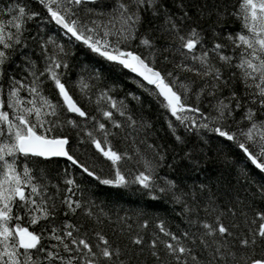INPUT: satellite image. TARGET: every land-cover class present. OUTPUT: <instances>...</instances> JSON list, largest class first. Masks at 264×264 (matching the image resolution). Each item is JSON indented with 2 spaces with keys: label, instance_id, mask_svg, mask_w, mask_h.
Masks as SVG:
<instances>
[{
  "label": "snow or ice",
  "instance_id": "6c2138e0",
  "mask_svg": "<svg viewBox=\"0 0 264 264\" xmlns=\"http://www.w3.org/2000/svg\"><path fill=\"white\" fill-rule=\"evenodd\" d=\"M37 3L45 15L28 0L0 4V264H264V0ZM37 17L68 48L39 24L30 31ZM229 19L240 29H226ZM73 44L134 74L187 150L149 142L141 95L117 100L111 88L93 93L83 76L71 82ZM193 133L203 145L205 133L231 142L260 180L240 168L235 185L182 183L181 171L207 163L188 147ZM73 139L84 159L69 150ZM54 158L67 161L62 171ZM165 167L175 175L161 176ZM99 186L162 201L173 216L137 209L113 218L95 203Z\"/></svg>",
  "mask_w": 264,
  "mask_h": 264
},
{
  "label": "trees",
  "instance_id": "16d2710c",
  "mask_svg": "<svg viewBox=\"0 0 264 264\" xmlns=\"http://www.w3.org/2000/svg\"><path fill=\"white\" fill-rule=\"evenodd\" d=\"M28 2L29 7L32 10L40 12L42 16L45 15L41 6L37 3V0H28ZM228 2L235 4L237 0H228ZM4 3H7V0H0V4ZM37 24H39V26L43 29L41 35H43L45 39H47L48 35H51L58 44L63 43L64 46L68 48V38L61 35L56 25L49 23L46 19L41 20L37 17L35 18V22H29L27 27L30 31L34 32L37 29ZM224 27L228 30H239L240 24L238 21L229 19L225 23ZM69 51L72 53L68 57L70 69L68 75L71 77V82L76 81L79 76H83L84 80L92 86L91 91L93 93L96 92L97 88H111V94L117 100L125 99L129 92L141 95L145 105L143 114L153 124V135L149 142H151V140H156L157 142L162 143L166 148L173 147L177 150L180 148L187 150L185 146H176L174 141L168 135L167 128L164 123V117L161 110L158 109V106L153 102L151 103V108H148L150 98L137 88L133 81L138 78L135 77L134 74L127 73L124 75L115 71L102 60L94 57L91 53L86 52L85 49L76 44H73ZM82 69L86 70L81 71ZM94 70L101 73V81H89L88 77ZM71 82H69L70 91L74 98L79 101L86 110L90 112L93 111L95 105L86 104L81 99L79 91L71 87ZM48 90V88L45 89L46 92H48ZM129 101L130 98L126 100V103ZM131 103L133 106H136L134 101H131ZM180 133L183 135V129H180ZM204 135L208 136L210 141L209 144H201L197 141L195 133H193L188 138V147H191L194 144L197 147H200L202 152L207 155V163L203 164L201 171H192L190 173H184L181 171L180 180L182 183L191 184L193 182L200 183L202 181L207 183L223 177L235 185L237 184V177L240 176V168H244L249 172L250 179H253L254 181L260 180V175L252 168L250 162L246 161L242 153H240L238 149L231 144V142L224 141L222 138H218L214 134L205 133ZM116 147H122V145L117 143ZM69 150L72 151L74 155H78L81 159H84V155H82L84 152V146H80L79 151H77L75 139H73V142L69 145ZM169 159H171V152H169ZM66 164L67 161L64 159L54 158L51 167L62 171ZM160 175H169L171 177L175 174L169 173L168 169L165 167L161 169ZM77 179H79V177H77ZM240 179L242 181L243 177L241 176ZM92 195L95 199V203L104 208L105 211L111 212L113 214V218L116 214L123 216L126 213L130 214L137 209H143L145 212L158 214L162 217L173 216L170 206L164 204L162 201L150 203L146 199L141 198L138 195H134L127 190L116 191L106 186H99L92 189ZM105 230H108L107 227Z\"/></svg>",
  "mask_w": 264,
  "mask_h": 264
},
{
  "label": "water",
  "instance_id": "95a60500",
  "mask_svg": "<svg viewBox=\"0 0 264 264\" xmlns=\"http://www.w3.org/2000/svg\"><path fill=\"white\" fill-rule=\"evenodd\" d=\"M61 159H63V158H61Z\"/></svg>",
  "mask_w": 264,
  "mask_h": 264
}]
</instances>
